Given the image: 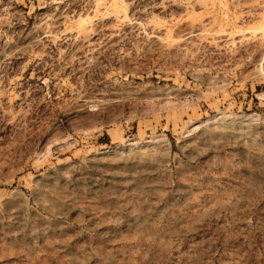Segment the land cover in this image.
Wrapping results in <instances>:
<instances>
[{"label":"rangeland","instance_id":"rangeland-1","mask_svg":"<svg viewBox=\"0 0 264 264\" xmlns=\"http://www.w3.org/2000/svg\"><path fill=\"white\" fill-rule=\"evenodd\" d=\"M263 23L0 0V264H264Z\"/></svg>","mask_w":264,"mask_h":264},{"label":"bare ground","instance_id":"bare-ground-1","mask_svg":"<svg viewBox=\"0 0 264 264\" xmlns=\"http://www.w3.org/2000/svg\"><path fill=\"white\" fill-rule=\"evenodd\" d=\"M83 23H84V22H83ZM263 24H264V23H263ZM85 25H86V24H85ZM190 32H191V31H190ZM187 34H188V33H187ZM194 34H195V33H194ZM194 34H191V33H190V35L188 34L187 36L191 38L192 36H194ZM262 36H263V35H262ZM186 38H187V37H186ZM188 39H189V38H188Z\"/></svg>","mask_w":264,"mask_h":264}]
</instances>
